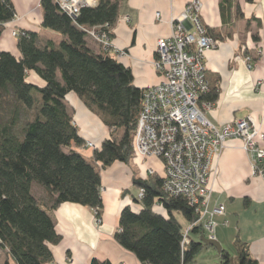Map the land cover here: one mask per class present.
I'll return each mask as SVG.
<instances>
[{
	"label": "trees",
	"instance_id": "16d2710c",
	"mask_svg": "<svg viewBox=\"0 0 264 264\" xmlns=\"http://www.w3.org/2000/svg\"><path fill=\"white\" fill-rule=\"evenodd\" d=\"M126 0H100L84 7L73 19L53 0H42L43 27L57 31L58 45L43 41L34 31H19L18 58L0 50V250L3 264H48L53 261L50 244H59L53 211L63 203H75L96 210L101 217L103 169L115 162L129 163L134 156V135L144 90L134 83L130 67L109 52L97 53L87 40L86 28L111 23L119 18ZM253 3L254 0H245ZM236 7L234 0H221L223 20ZM17 15L12 0H0V37L5 24ZM207 35L219 41L220 33L207 28ZM257 38V37H255ZM36 75L41 83L33 81ZM76 93L97 112L110 135L94 151V160L72 148L83 146L84 138L74 122L66 99ZM219 90L211 83L203 101L214 103ZM122 131L120 138L115 135ZM145 190L135 202L141 209L126 206L120 215L115 239L145 264H196V256L207 247L190 238L183 244L184 227L177 214L191 224L198 219L195 207L183 197L167 196L163 177L133 179ZM42 188L47 201L36 197L33 186ZM160 202L164 216L154 210ZM201 234L194 227L191 234ZM190 234V235H191ZM236 260L222 250L220 264H259L248 245L236 240ZM91 264H112L94 258Z\"/></svg>",
	"mask_w": 264,
	"mask_h": 264
},
{
	"label": "crops",
	"instance_id": "0c3cea01",
	"mask_svg": "<svg viewBox=\"0 0 264 264\" xmlns=\"http://www.w3.org/2000/svg\"><path fill=\"white\" fill-rule=\"evenodd\" d=\"M12 1L17 15L5 24L0 37V50L19 58L18 36L13 35L14 30L37 32L43 35V41H48V35L52 33L42 25V0ZM189 1L126 0L122 3L112 38L114 46L125 54L112 52L111 55L131 68L138 88L144 90L163 81V75L155 68L157 42L160 38L171 36L173 20ZM234 1L236 7L225 21L220 9L221 0H202L200 16L203 24L220 33L218 47L208 50L205 58L208 77L218 88L219 96L204 109V113L217 127L251 116L264 133V0H254L253 3ZM125 15L130 16V21L124 20ZM88 44L99 53L96 42L89 39ZM247 58L252 67H248ZM30 78L41 83L34 74ZM66 103L85 143L92 141L100 147L109 137L110 129L76 93H69ZM72 148L94 160L95 149L75 144ZM97 165L101 168L103 184L102 222H97L94 208L63 203L53 211L61 241L50 244L53 261L48 264H91L94 258L112 264H145L117 242L115 233L126 206L135 211L141 209L132 191L136 187L133 179L146 178L151 168L162 176L164 165L159 159H143L135 155L129 163L115 162L106 169L99 163ZM210 187V208L218 205L226 208L225 214L214 217L217 223L215 240L228 252L233 244L236 255L232 257L236 260L235 242L239 239L248 245L252 257L259 264H264V174L254 173L253 158L244 150L240 140L229 139L222 153L213 158ZM35 188L46 196L45 191L36 185L33 186L34 193ZM156 211L167 216L163 207ZM176 217L184 227L189 226L185 218L178 217V214ZM202 236L193 233L190 238L201 241ZM5 260V253L0 250V264ZM196 264H220V253L207 246L196 256Z\"/></svg>",
	"mask_w": 264,
	"mask_h": 264
},
{
	"label": "built area",
	"instance_id": "2783aa9c",
	"mask_svg": "<svg viewBox=\"0 0 264 264\" xmlns=\"http://www.w3.org/2000/svg\"><path fill=\"white\" fill-rule=\"evenodd\" d=\"M53 1L73 19L80 16L84 7H95L100 2ZM202 8V0H190L173 20L171 36L158 40L155 67L164 79L144 89L134 135L135 156L156 158L163 163V192L169 197L185 198L199 214L184 231L183 244L189 242L194 227H201L206 238L215 240L214 217L225 214L226 208L224 205L210 208L212 160L222 153L229 139L240 140L253 158L254 173L264 174V133L253 117L217 127L205 116L204 109L212 104L202 100L211 89L206 52L217 48L219 42L207 35L200 16ZM123 18L130 21L129 15ZM113 27L108 22L85 30L87 36L97 40L105 50L116 51L119 49L113 43ZM18 34L13 31L14 36ZM247 65L252 67L249 58ZM84 147L96 149L97 145L89 141ZM148 173L152 175L155 171L151 168ZM144 193L141 188L138 199L141 200ZM161 207L157 202L154 210ZM96 220L102 222L101 217L97 216Z\"/></svg>",
	"mask_w": 264,
	"mask_h": 264
},
{
	"label": "rangeland",
	"instance_id": "374dc122",
	"mask_svg": "<svg viewBox=\"0 0 264 264\" xmlns=\"http://www.w3.org/2000/svg\"><path fill=\"white\" fill-rule=\"evenodd\" d=\"M114 28V27H113ZM113 28H112V32H113ZM48 31H49V33H52V34H50V35H48L49 36V40H52L56 45H58L59 44V42L61 41V39H62V36H61V34L59 33V32H57V31H54V30H51V29H48ZM43 37V35L41 36V38ZM89 39H91L92 41H94V42H96V44L98 45V47H99V49H100V51L99 52H102V51H106V52H109L110 54L113 52V53H116L117 55H124V53H125V51H123V50H112V49H107V50H105V48H103L101 45H100V43L97 41V40H95V39H93L92 37H89V36H87V40H89ZM155 63H156V61H155ZM156 68V67H155ZM91 110V109H90ZM93 113L102 121V119H101V116L97 113V112H95V111H93ZM103 122V121H102ZM121 134H122V131H117V133H116V137L117 138H120V136H121ZM87 142H89V141H87ZM86 142V143H87ZM86 143L84 144V146L86 145ZM90 148V147H89ZM93 149V148H92ZM136 162V161H135ZM136 165H139L137 162L135 163ZM140 167V166H139ZM148 174V176L147 177H151V176H153V175H157L156 173H153L152 175H150L149 173H147ZM140 189L141 188H138L137 186L135 187V188H133L132 189V191H133V194L136 196V198H138V195H139V191H140ZM35 190V193H36V195H37V197L40 199V200H42V201H47V197L44 195V193H42L41 191H38V189L37 188H35L34 189ZM178 217H180V218H182L183 216L182 215H180V214H178ZM184 218V217H183ZM188 222V221H187ZM189 223V222H188ZM201 228V227H200ZM201 234H203L204 235V233H203V229L201 228ZM229 250H230V254H231V256H235L236 255V251H235V247H234V245L233 244H231L230 246H229Z\"/></svg>",
	"mask_w": 264,
	"mask_h": 264
},
{
	"label": "water",
	"instance_id": "95a60500",
	"mask_svg": "<svg viewBox=\"0 0 264 264\" xmlns=\"http://www.w3.org/2000/svg\"><path fill=\"white\" fill-rule=\"evenodd\" d=\"M201 242L204 243L206 246L214 247L215 249H217V251L219 253H221L223 250L221 244L218 241L210 240V239L206 238L204 235L201 238Z\"/></svg>",
	"mask_w": 264,
	"mask_h": 264
}]
</instances>
